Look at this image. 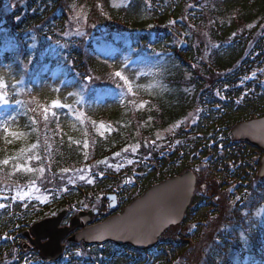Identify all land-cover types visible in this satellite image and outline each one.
I'll list each match as a JSON object with an SVG mask.
<instances>
[{"label": "trees", "instance_id": "obj_1", "mask_svg": "<svg viewBox=\"0 0 264 264\" xmlns=\"http://www.w3.org/2000/svg\"><path fill=\"white\" fill-rule=\"evenodd\" d=\"M5 1L0 80L9 107L0 109V191L35 186L49 200L25 208L7 201L0 211V264L23 263V234L39 220L97 209L94 222L104 221L116 212L107 209L106 195L122 193L120 207L187 170L197 182L183 228L168 229L148 251L72 245L71 263L93 264L103 255L113 257L109 264H264V219L256 215L264 206V177L255 162L262 152L230 137L234 126L264 116L263 88L238 102L241 76L264 52V0H128L120 7L113 0ZM62 6L70 15L78 11L81 37L65 35L70 25ZM20 36L29 47L23 56L15 43ZM144 57L154 61L148 71ZM127 60L135 64L122 70L133 83L124 98L107 90L118 85L110 71ZM27 74L34 77L30 94L19 88ZM98 95L103 102L79 115L78 100ZM53 101L62 106L53 109ZM191 115L198 116L192 125ZM189 223L196 225L193 248ZM27 264L66 263H40L35 252Z\"/></svg>", "mask_w": 264, "mask_h": 264}, {"label": "water", "instance_id": "obj_2", "mask_svg": "<svg viewBox=\"0 0 264 264\" xmlns=\"http://www.w3.org/2000/svg\"><path fill=\"white\" fill-rule=\"evenodd\" d=\"M234 140H244L264 150V119L242 124L232 130ZM260 176L264 175V157L261 160ZM195 179L187 172L145 191L123 210L120 216L105 221L101 225L83 229L71 241H85L87 244L113 241L119 245L132 244L136 248H148L170 226H177L183 220L194 191ZM115 204L112 205V209ZM94 214L82 213L71 220L70 229H58L63 213L57 218L46 220L31 229L35 238L31 244L44 259H58L63 247L60 243L73 229L84 228ZM42 240H48L42 244Z\"/></svg>", "mask_w": 264, "mask_h": 264}, {"label": "rangeland", "instance_id": "obj_3", "mask_svg": "<svg viewBox=\"0 0 264 264\" xmlns=\"http://www.w3.org/2000/svg\"><path fill=\"white\" fill-rule=\"evenodd\" d=\"M11 4L14 5V4H18L20 1L19 0H10ZM126 1L127 0H113V6L114 7H118V6H122V5H125L126 4ZM9 2L5 3L6 5H8ZM10 7V6H9ZM5 10H7V8L4 6ZM73 14L74 16L77 17L79 16V13L78 11H73ZM77 29H79L76 24H75V21L71 27V29L69 30L70 32H74L76 31ZM81 29V28H80ZM78 31V30H77ZM148 70V69H147ZM260 74H262V76L264 77V70L263 71H260L258 72ZM258 73H254L252 75L256 76L258 75ZM187 124V121L185 120L184 124ZM198 192V191H197ZM17 193H28L29 195L26 196L23 200L19 199L17 194H15L16 196H14L13 200L16 202H28V201H33V202H37L38 204H44L46 203L49 199L47 198L46 195L44 194H41V192L39 191V189L37 190L35 187H29L27 190H20V192H17ZM39 198V199H38ZM6 200L5 197L1 196L0 195V204H3V202ZM4 205V204H3ZM1 209V208H0ZM98 215V214H97ZM97 216H95L94 218H96ZM182 231V230H181ZM183 232V231H182ZM66 245V244H64Z\"/></svg>", "mask_w": 264, "mask_h": 264}, {"label": "snow or ice", "instance_id": "obj_4", "mask_svg": "<svg viewBox=\"0 0 264 264\" xmlns=\"http://www.w3.org/2000/svg\"><path fill=\"white\" fill-rule=\"evenodd\" d=\"M115 76L116 77H119L121 80H123L126 85H129V91H131V85H130L129 81L123 75V73L121 71H116L115 72ZM6 88H7V84L3 80H0V101H3L5 103L7 102V99H6L5 95H4V90ZM61 106L62 105H60L59 101H53L52 102V105H51V107L53 109H55L57 107H61ZM47 112H48V109L45 108V113H47ZM45 118H47V117H45ZM85 146H87V145H85ZM4 163H7V161H4ZM18 167H23V166H18ZM24 170H26V171H33V169H31V168H26ZM40 171L43 172V169H40ZM28 195H29L28 193H17L18 198L21 199V200H23ZM3 207H5V205L0 204V208H3ZM193 227H195V225Z\"/></svg>", "mask_w": 264, "mask_h": 264}]
</instances>
